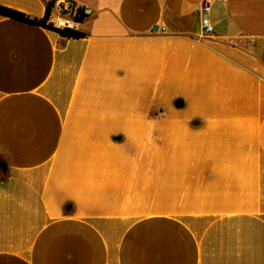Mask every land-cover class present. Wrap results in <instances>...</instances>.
Wrapping results in <instances>:
<instances>
[{
  "label": "crops",
  "instance_id": "1",
  "mask_svg": "<svg viewBox=\"0 0 264 264\" xmlns=\"http://www.w3.org/2000/svg\"><path fill=\"white\" fill-rule=\"evenodd\" d=\"M50 1L0 0V264H264V0Z\"/></svg>",
  "mask_w": 264,
  "mask_h": 264
},
{
  "label": "built area",
  "instance_id": "2",
  "mask_svg": "<svg viewBox=\"0 0 264 264\" xmlns=\"http://www.w3.org/2000/svg\"><path fill=\"white\" fill-rule=\"evenodd\" d=\"M213 0H200V26L202 37L211 36L212 26L208 19L210 5ZM47 15L44 26L50 30H64L68 32H79L80 24L85 19V10L73 0H51L47 5Z\"/></svg>",
  "mask_w": 264,
  "mask_h": 264
},
{
  "label": "trees",
  "instance_id": "3",
  "mask_svg": "<svg viewBox=\"0 0 264 264\" xmlns=\"http://www.w3.org/2000/svg\"><path fill=\"white\" fill-rule=\"evenodd\" d=\"M48 10L46 11V15H47ZM0 13L5 14V15H9V16H13V17H17V18H24V19H28V17L24 16L23 14L16 12L14 10L8 9V8H4L0 6ZM46 15L44 16L43 19L41 20H36V19H32L35 23H38L40 25L44 24V19L46 17ZM86 16V15H85ZM59 32L61 35L66 36V37H82L83 34L80 32H68V31H64V30H59L57 31ZM150 115H156L153 113V109L150 111Z\"/></svg>",
  "mask_w": 264,
  "mask_h": 264
},
{
  "label": "water",
  "instance_id": "4",
  "mask_svg": "<svg viewBox=\"0 0 264 264\" xmlns=\"http://www.w3.org/2000/svg\"><path fill=\"white\" fill-rule=\"evenodd\" d=\"M3 167H4V166H3L2 164H0V168L4 169Z\"/></svg>",
  "mask_w": 264,
  "mask_h": 264
}]
</instances>
